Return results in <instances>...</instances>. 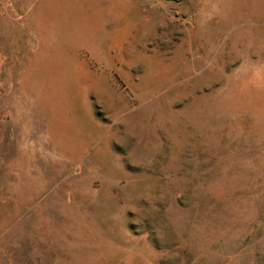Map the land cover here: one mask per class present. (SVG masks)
I'll return each mask as SVG.
<instances>
[{
	"label": "rangeland",
	"instance_id": "rangeland-1",
	"mask_svg": "<svg viewBox=\"0 0 264 264\" xmlns=\"http://www.w3.org/2000/svg\"><path fill=\"white\" fill-rule=\"evenodd\" d=\"M44 1L0 0V264H264V0Z\"/></svg>",
	"mask_w": 264,
	"mask_h": 264
},
{
	"label": "crops",
	"instance_id": "crops-1",
	"mask_svg": "<svg viewBox=\"0 0 264 264\" xmlns=\"http://www.w3.org/2000/svg\"><path fill=\"white\" fill-rule=\"evenodd\" d=\"M61 0H45V2H47L49 5L47 6V8L50 10L48 12H54V13H57L59 12L60 10L57 8L56 4L57 3H60ZM67 2H70V3H76L77 0H66ZM103 2V1H106V2H109L110 3V8L109 9H113V11H109V15L110 17L112 18H121L123 15H124V9H126L127 7V3L130 2V0H84V2ZM52 4V5H51ZM42 15L45 14L44 13V10H43V7H42ZM28 21H31L30 18H28ZM32 23V22H31ZM35 34V32H34ZM124 43V38H121L119 41H117L113 46H119L121 44ZM114 48V47H113Z\"/></svg>",
	"mask_w": 264,
	"mask_h": 264
}]
</instances>
